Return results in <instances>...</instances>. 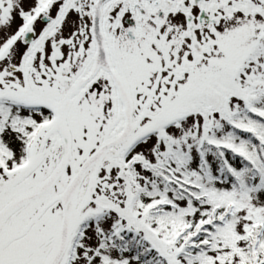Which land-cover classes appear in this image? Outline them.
Here are the masks:
<instances>
[{
  "label": "snow or ice",
  "instance_id": "6c2138e0",
  "mask_svg": "<svg viewBox=\"0 0 264 264\" xmlns=\"http://www.w3.org/2000/svg\"><path fill=\"white\" fill-rule=\"evenodd\" d=\"M0 264H264V0H0Z\"/></svg>",
  "mask_w": 264,
  "mask_h": 264
}]
</instances>
